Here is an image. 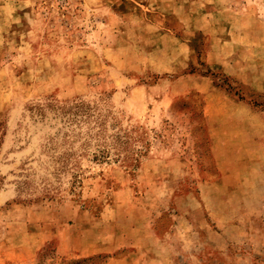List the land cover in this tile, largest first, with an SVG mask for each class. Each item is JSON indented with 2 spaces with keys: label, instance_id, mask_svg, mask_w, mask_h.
I'll list each match as a JSON object with an SVG mask.
<instances>
[{
  "label": "rangeland",
  "instance_id": "374dc122",
  "mask_svg": "<svg viewBox=\"0 0 264 264\" xmlns=\"http://www.w3.org/2000/svg\"><path fill=\"white\" fill-rule=\"evenodd\" d=\"M0 264H264V0H0Z\"/></svg>",
  "mask_w": 264,
  "mask_h": 264
},
{
  "label": "crops",
  "instance_id": "0c3cea01",
  "mask_svg": "<svg viewBox=\"0 0 264 264\" xmlns=\"http://www.w3.org/2000/svg\"><path fill=\"white\" fill-rule=\"evenodd\" d=\"M195 87L197 88L196 85L194 86V88ZM229 101H230V99H229ZM217 104L215 102H212L211 98H207L208 110H207L206 116H207V121H209V125H211V131H213V127L216 125L214 123L215 122H221L220 120H223V121L226 120L227 122L232 121V120H239V121L240 120H243V121L247 120V115H243V116H241L242 118H240L237 113L231 112V110H232L231 108L227 109V111H225V113H220L218 111V109H220L219 105L226 106V103H223V104L219 103V105L216 106ZM233 118H235V119H233ZM217 125H220V124H217ZM223 127L225 130H228V132H230V134L227 135L225 138L229 139L231 141L230 144H233V145H231V147L235 146V149H236V147L239 143V138L236 135L237 131L235 129H233L234 127L232 128V125H229L226 123L225 124L223 123ZM211 138H212L214 144H216L215 141L218 140V137H216V135L214 136L211 134ZM225 143H226V141H225ZM213 151H214V149H213ZM214 152H215V156H214L215 159L219 160V162L222 163L224 169L228 168L227 167L228 164H231L232 162L237 161L239 159V152H237V151L231 152L229 157L225 156V154H224V157H222L221 159L219 156H217V151H214ZM248 158L251 160H255V157L253 154H249ZM227 162H229V163H227ZM229 170H233V169L229 168ZM255 180L256 179H254V181H249V182L250 183H256Z\"/></svg>",
  "mask_w": 264,
  "mask_h": 264
}]
</instances>
